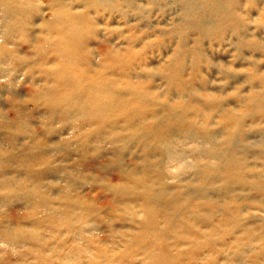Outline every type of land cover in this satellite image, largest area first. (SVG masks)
<instances>
[{"label": "bare ground", "instance_id": "6f19581e", "mask_svg": "<svg viewBox=\"0 0 264 264\" xmlns=\"http://www.w3.org/2000/svg\"><path fill=\"white\" fill-rule=\"evenodd\" d=\"M152 10L170 28L104 23L116 11L147 28ZM250 27L264 29V0H0V264H264V70L244 56L264 47Z\"/></svg>", "mask_w": 264, "mask_h": 264}, {"label": "rangeland", "instance_id": "374dc122", "mask_svg": "<svg viewBox=\"0 0 264 264\" xmlns=\"http://www.w3.org/2000/svg\"><path fill=\"white\" fill-rule=\"evenodd\" d=\"M42 2H45L46 0H41ZM159 14V10H152L151 11V15L149 16V21L151 22V24H149L150 26H148L147 28H145V27H137L136 25H137V21L136 20H134V19H131V21H129V24H125L124 23V19L122 18V17H120V15L118 14V12H112L111 14L109 13V14H107V13H105L104 14V16H103V18H104V23L105 24H110V26L111 27H113V28H115V29H119V28H121V29H119V30H124V33L125 34H128V35H130V34H133L134 36H136V37H138L139 35V37H141L144 33H146L145 31H147V29H148V31H151V32H155V30H160V31H166L168 28H170V24H169V18H167V19H165V17H164V15H158ZM108 16H110V17H108ZM157 16V17H156ZM159 19V20H158ZM161 19V20H160ZM107 20V21H106ZM153 20V21H152ZM155 21V22H154ZM162 21H163V23H162ZM36 24H37V22H36ZM153 24V25H152ZM156 24V25H155ZM167 24V25H166ZM37 26H38V24H37ZM157 26V27H156ZM156 27V28H155ZM249 29H253L254 30V32H256L257 33V35H258V37H259V39H260V41H261V43L263 44V47H264V29H256V28H254V27H250ZM137 33V34H136ZM160 35H162V34H159V33H154V35H152L149 39H152V40H160L163 36L165 37V35L163 34V36H160ZM230 48H231V46H229ZM210 48L209 47H207V51H208V53H210ZM223 51H221V53L219 52V53H216V54H213L212 56L213 57H220L221 59H222V57H223V59H222V61H225V62H230L231 60H232V55H229V54H227L226 53V55H225V53H222ZM254 54H257L256 56L254 55ZM254 54L250 51V50H248V49H245V52H244V56H245V60L246 61H253L255 64L257 63V67L259 66V67H261V68H263V70H264V54L262 53H260V52H254ZM149 55L150 54H148V55H145L146 57H149ZM228 55V56H227ZM154 56V55H153ZM228 58H227V57ZM142 57V56H141ZM143 58V57H142ZM144 59V58H143ZM208 59H210V58H208ZM243 62L244 63V65H242V66H238L237 68L238 69H241V70H243V71H245V73L246 74H248V75H250V73L251 72H253V70H252V68H251V66H250V63H248V62ZM235 68V67H234ZM212 73L210 72L209 73V75H207V77L208 78H210V75H211ZM220 73L218 74V73H215L214 74V77L213 78H211V81H212V83H214V84H220L221 82H222V80H221V78H220ZM20 77V79L22 80L23 78V76L21 77V76H19ZM29 88V86H28V83L27 82H23L22 83V85H21V88H19V91L21 92V93H24V92H27V89ZM231 92H232V90L231 89H229V91H227L226 93H225V96H230L231 95ZM2 99V98H1ZM6 99H7V97H6ZM3 100H5V96H3ZM4 102V101H3ZM42 109L43 108H41V109H39L40 111H32L31 112V116H30V118H31V122L33 123V125L31 126V130L34 132V135L36 136L37 135V133L38 132H40L41 131V129H42V121L41 120H44L43 119V117H45L44 116V114H43V111H42ZM5 112L8 114V115H10V116H12V110L10 109V108H6L5 109ZM42 113V116H41V114L40 113ZM261 127H264V122L263 123H261ZM252 132H255V131H252ZM259 132V131H258ZM260 133V132H259ZM6 134H7V131H5L4 132V134L3 133H0V146L1 147H6V139H7V137H8V135L6 136ZM17 141H21L22 142V139L21 138H19ZM1 150H3V149H0V165L2 166L3 165V167H1L0 169H1V172H2V169H5L6 167L4 166L5 165V163H6V161L3 159V157H2V155H3V151H1ZM36 156H38V155H40L39 153H37V154H35ZM185 159L186 160H190V157L187 155V156H185ZM71 161H73V160H69V161H66V163H68V162H71ZM175 161H170L169 163H168V167L172 170V172H171V170L168 168V170H169V173H171V174H174L175 172H177L178 171V163L177 162H175ZM171 164H172V168H171ZM36 166H38V165H36ZM174 168V169H173ZM37 169L38 170H40L41 169V167H37ZM177 169V170H176ZM173 171H175V172H173ZM6 176H10V175H8V174H6ZM43 181L45 182V183H49V182H51V181H53V180H51V179H43ZM54 183H57V182H54ZM60 185L62 184V183H60V182H58ZM85 187H87V188H89V187H94L93 185H91V184H88L87 183V185L85 186ZM256 213H258V214H260V215H264V211L263 212H261V211H255ZM107 217H109L110 215H106ZM116 224H112L111 225V227L113 226V225H115L116 227V231H121L122 229H121V227H119L120 225L119 224H117V222H115ZM109 224H111L110 222H109ZM62 226H60L59 227V229H62L61 228ZM102 228V230H99V229H97L96 230V233H97V235H99L100 236V238H102L104 241H106V242H108L107 244H109L111 241H112V238L109 240V237H108V234H107V230L106 229H108V226H103V227H101ZM45 233H48V234H46V235H49V232H45ZM64 233V232H63ZM67 244V243H66ZM132 245V244H131ZM7 244H5V243H2V242H0V247L1 248H7ZM132 248L134 249L135 247L134 246H132ZM10 254V253H9ZM211 254V250L209 249V248H206L205 250H204V255H205V258H204V260L202 261V262H206L207 261V256H209ZM2 255H5L4 253H2ZM13 255V254H12Z\"/></svg>", "mask_w": 264, "mask_h": 264}]
</instances>
